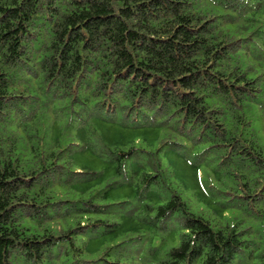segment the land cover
I'll use <instances>...</instances> for the list:
<instances>
[{"label":"trees","instance_id":"1","mask_svg":"<svg viewBox=\"0 0 264 264\" xmlns=\"http://www.w3.org/2000/svg\"><path fill=\"white\" fill-rule=\"evenodd\" d=\"M0 264H264V0H0Z\"/></svg>","mask_w":264,"mask_h":264}]
</instances>
